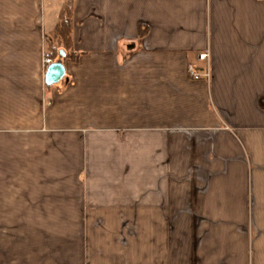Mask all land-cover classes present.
I'll return each mask as SVG.
<instances>
[{
  "label": "crops",
  "instance_id": "1",
  "mask_svg": "<svg viewBox=\"0 0 264 264\" xmlns=\"http://www.w3.org/2000/svg\"><path fill=\"white\" fill-rule=\"evenodd\" d=\"M65 2L0 0V264H264V0H74L48 85Z\"/></svg>",
  "mask_w": 264,
  "mask_h": 264
},
{
  "label": "trees",
  "instance_id": "2",
  "mask_svg": "<svg viewBox=\"0 0 264 264\" xmlns=\"http://www.w3.org/2000/svg\"><path fill=\"white\" fill-rule=\"evenodd\" d=\"M73 4L74 0H66L60 13L59 23L51 34L50 54L53 60L64 59L60 55L61 48L65 50L67 58H71L73 61L78 60L79 54L74 51L72 42Z\"/></svg>",
  "mask_w": 264,
  "mask_h": 264
},
{
  "label": "water",
  "instance_id": "3",
  "mask_svg": "<svg viewBox=\"0 0 264 264\" xmlns=\"http://www.w3.org/2000/svg\"><path fill=\"white\" fill-rule=\"evenodd\" d=\"M62 56L64 53L61 52ZM66 74V68L62 60L51 63L45 73V83L48 85L58 83Z\"/></svg>",
  "mask_w": 264,
  "mask_h": 264
},
{
  "label": "built area",
  "instance_id": "4",
  "mask_svg": "<svg viewBox=\"0 0 264 264\" xmlns=\"http://www.w3.org/2000/svg\"><path fill=\"white\" fill-rule=\"evenodd\" d=\"M207 57H208V54H206V53H202V54L199 55V58H200V59H207ZM53 62H54V60L52 59L50 52H47V53L45 54V57H44V67H45V69H47V67H48L51 63H53ZM189 75H190L191 77H193V78H198V77L203 76V75L197 70L196 67H192V66L189 68ZM204 76H205V77H208V76H209V73L206 72V73L204 74Z\"/></svg>",
  "mask_w": 264,
  "mask_h": 264
}]
</instances>
